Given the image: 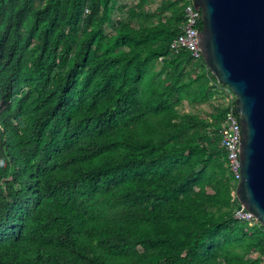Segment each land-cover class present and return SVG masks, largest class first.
Segmentation results:
<instances>
[{
	"label": "trees",
	"instance_id": "trees-1",
	"mask_svg": "<svg viewBox=\"0 0 264 264\" xmlns=\"http://www.w3.org/2000/svg\"><path fill=\"white\" fill-rule=\"evenodd\" d=\"M156 1L0 0V264H264L218 144L232 101L181 108L220 83Z\"/></svg>",
	"mask_w": 264,
	"mask_h": 264
},
{
	"label": "water",
	"instance_id": "water-1",
	"mask_svg": "<svg viewBox=\"0 0 264 264\" xmlns=\"http://www.w3.org/2000/svg\"><path fill=\"white\" fill-rule=\"evenodd\" d=\"M205 66L233 94L239 130L237 200L264 226V0H192Z\"/></svg>",
	"mask_w": 264,
	"mask_h": 264
},
{
	"label": "built area",
	"instance_id": "built-area-1",
	"mask_svg": "<svg viewBox=\"0 0 264 264\" xmlns=\"http://www.w3.org/2000/svg\"><path fill=\"white\" fill-rule=\"evenodd\" d=\"M179 3L182 5L180 32L171 40L169 47L174 51L184 48L189 52L191 60L199 65L202 57L195 31L200 23V12L193 6L192 0H179ZM220 86L226 94L225 105H230L233 100L232 92L225 84H220ZM218 144L224 150L225 166L230 175V200L234 205L232 215L237 219L244 220L250 228L258 226L260 223L257 218L239 203L234 192L240 172L238 166L239 130L232 107L224 112L221 126L218 129Z\"/></svg>",
	"mask_w": 264,
	"mask_h": 264
},
{
	"label": "rangeland",
	"instance_id": "rangeland-1",
	"mask_svg": "<svg viewBox=\"0 0 264 264\" xmlns=\"http://www.w3.org/2000/svg\"><path fill=\"white\" fill-rule=\"evenodd\" d=\"M130 1L131 0H118V2H126V3L130 2ZM157 1L151 3L150 6L151 7L155 6L157 4ZM113 15H115V12ZM109 28H110L109 25L106 26V30H108ZM193 70H194L193 73L199 71L200 70L199 65H195L193 67ZM220 98H222L221 100H223V97L217 96V94L215 92H212L210 97L206 101H202V102H199V103H196L193 105L187 104L186 102L183 101L181 108L183 110L193 112V113H196L199 115H207V113L211 110L212 105L222 106L221 103H223V102H221Z\"/></svg>",
	"mask_w": 264,
	"mask_h": 264
},
{
	"label": "crops",
	"instance_id": "crops-1",
	"mask_svg": "<svg viewBox=\"0 0 264 264\" xmlns=\"http://www.w3.org/2000/svg\"><path fill=\"white\" fill-rule=\"evenodd\" d=\"M213 92H215V93L217 94V96H221V97H223V100H221L222 98H220V100H221V102H223V103H221L222 106L225 105L226 102H225L224 99L226 98V94H225V92L221 89V86H220V85H215V86H214V89H213Z\"/></svg>",
	"mask_w": 264,
	"mask_h": 264
}]
</instances>
